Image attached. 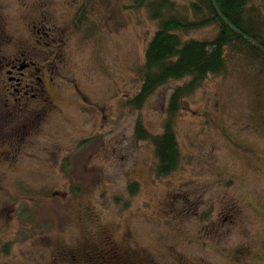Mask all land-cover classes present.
<instances>
[{
	"label": "rangeland",
	"instance_id": "rangeland-1",
	"mask_svg": "<svg viewBox=\"0 0 264 264\" xmlns=\"http://www.w3.org/2000/svg\"><path fill=\"white\" fill-rule=\"evenodd\" d=\"M175 1L196 19L198 0ZM251 5L264 14V0ZM157 30L135 0H0L1 57L49 69L51 100L21 141V162H0V264H264L263 70L233 49L224 74L185 98L175 123L181 165L161 177L137 124L162 134L171 96L189 79L141 108L129 103ZM217 33L209 25L185 37ZM4 98L1 115L13 111ZM11 143L2 157L15 154Z\"/></svg>",
	"mask_w": 264,
	"mask_h": 264
},
{
	"label": "trees",
	"instance_id": "trees-1",
	"mask_svg": "<svg viewBox=\"0 0 264 264\" xmlns=\"http://www.w3.org/2000/svg\"><path fill=\"white\" fill-rule=\"evenodd\" d=\"M145 8L158 30L145 52L142 85L129 103L141 108L157 89L171 81L189 79L177 87L168 105L169 118L162 134L150 135L141 122L138 138L150 140L158 158L157 173L166 177L176 172L182 160L175 123L186 97L202 87L212 76L224 74L231 50H248L254 54L264 73V14L251 0H198L191 8L196 19L179 14L175 0H135ZM209 25L218 33L211 41L188 39L186 34ZM136 185L133 192L136 191Z\"/></svg>",
	"mask_w": 264,
	"mask_h": 264
},
{
	"label": "flooded vegetation",
	"instance_id": "flooded-vegetation-1",
	"mask_svg": "<svg viewBox=\"0 0 264 264\" xmlns=\"http://www.w3.org/2000/svg\"><path fill=\"white\" fill-rule=\"evenodd\" d=\"M48 71L49 69L43 68L28 57L7 59L0 55V94H5L4 99L7 104L3 107L11 110L9 105L13 106L12 113L3 111L2 115L0 114V145L12 142V146H16L15 154L9 156L10 159L0 155V162L5 164L13 162L16 165L21 162V141L31 134L33 128H37L38 125L40 128L47 118L48 105H51V100L44 78ZM37 103L43 108L32 114L30 108ZM14 111H16V116L13 118ZM27 112H30L27 120L31 122H25L24 125L17 127V122ZM12 243L8 242L7 245Z\"/></svg>",
	"mask_w": 264,
	"mask_h": 264
}]
</instances>
